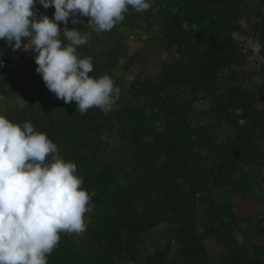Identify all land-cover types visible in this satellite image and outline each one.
Returning <instances> with one entry per match:
<instances>
[{
  "label": "trees",
  "instance_id": "16d2710c",
  "mask_svg": "<svg viewBox=\"0 0 264 264\" xmlns=\"http://www.w3.org/2000/svg\"><path fill=\"white\" fill-rule=\"evenodd\" d=\"M250 1L152 0L149 10L129 8L123 22L99 34L90 17L59 22L62 32L91 33L78 54L92 59L96 78L114 77L130 37L153 38L177 56L156 76L133 80L131 100L108 113L81 114L75 101L58 99L33 57L24 60L27 71L14 62L22 59L0 67V95L23 101L3 115L47 133L61 158L77 164L82 187L95 193L85 240L61 233L49 264H255L252 252L264 257L260 243L229 247L240 226L231 200L264 191V0H255L253 28L242 24ZM54 12L44 8V15ZM249 38L261 44L258 55L247 47ZM7 48L0 39V53ZM250 74L261 83H246ZM247 223L264 238V217ZM163 224L174 230V243L149 249L142 237ZM210 238L223 243L221 261L208 252Z\"/></svg>",
  "mask_w": 264,
  "mask_h": 264
},
{
  "label": "clouds",
  "instance_id": "9594fccd",
  "mask_svg": "<svg viewBox=\"0 0 264 264\" xmlns=\"http://www.w3.org/2000/svg\"><path fill=\"white\" fill-rule=\"evenodd\" d=\"M39 3L45 9L54 6V17L37 15L36 0H0V39L13 51L23 46L25 52H35L22 59L36 54V72L58 99L75 101L81 114L91 108L108 113L121 90L107 74L90 76L92 59L79 56L78 48L88 43L91 33L68 27L61 32L59 22L67 25L71 17L76 24L82 15L90 17L88 24L96 33L109 32L123 22L129 8L145 12L152 0ZM247 47L255 54L262 46L249 38ZM82 183L77 164L61 158L47 133L36 131L30 121L20 124L0 115V264H49L61 233H83L95 193L89 194Z\"/></svg>",
  "mask_w": 264,
  "mask_h": 264
},
{
  "label": "rangeland",
  "instance_id": "374dc122",
  "mask_svg": "<svg viewBox=\"0 0 264 264\" xmlns=\"http://www.w3.org/2000/svg\"><path fill=\"white\" fill-rule=\"evenodd\" d=\"M256 7H257V5H256L255 0H251L246 5L247 12H246V15L242 21V24L244 26L251 27V28L254 27V19H255L254 18V12H255ZM46 13H47V11H46ZM131 40L132 39L130 37L126 41L131 42ZM142 41L139 39L133 40V43H131V47L129 48V51L127 53L130 57H133V56H137V53L141 50V52L139 54V58H136V59H138V62H135L134 64H132L130 66V69L128 72H126L124 69H121V70H118L114 73L115 75H114L113 80L115 81L116 86H118L121 91H120L119 99L117 100L116 104L113 107L120 106L125 101H128V100H126L127 99L126 94H127V90H128L127 84L129 82V80L135 79L136 77H138L140 75L152 74L151 73L152 68H153L152 66H154L157 63H160V58H159L160 52L159 53H157V52L159 50L162 51V49L159 48V46H161V44L158 42H155V40L153 38H147V37L142 38ZM149 43H150V45H149ZM137 47H139V49H137ZM140 47H142V49ZM35 56H36V54L32 56L34 60H35ZM14 62L18 66H20L19 63L21 62L24 65V67L23 66H21V67L24 68L23 70L27 71V68H26L27 65L23 60H17ZM137 73H139V74H137ZM116 78L118 79V81ZM245 81L248 84L254 82L256 85H259L262 80H261V78L253 76L252 74H250V75H248V77L246 78ZM18 99H20L19 96L11 95L9 97V99L7 100V106L9 108L11 107L12 109H14V110H11L10 113L17 112L15 105H17V106H19V105L15 102ZM130 100H131V98H130ZM196 101H197V99L195 98L194 102H196ZM12 103H14V104H12ZM215 193H217V195H218L220 193V191L215 190ZM255 194H256V196H254L253 192L246 194V196L236 195L231 200V202L234 204V209H235L234 213L236 214V217H237V221H238L237 223H239V225L241 227H244L245 224H248L247 222H253L254 218H255V216H254L255 212L256 211L260 212V210L262 209V207L258 208L257 205L264 203V197L262 198V200L257 199V197H262V195L264 194V191H261L258 189L257 191H255ZM218 199H219V201H221L222 204H225V205L228 202V201H226L224 195L219 194ZM263 210H264V205H263ZM85 222H86V219H85ZM168 230H169V228H168ZM169 233H171V231H164L161 228V226L157 227L154 231H150L149 235L147 236L148 242H149V249H153L157 246H165L166 247L169 243L168 240H166V237H168L167 234H169ZM75 237H76L77 241H81L85 238L83 233L76 234ZM175 249H176V245L173 244V252L171 253L172 255H174ZM263 259H264V257H263ZM263 264H264V262H263Z\"/></svg>",
  "mask_w": 264,
  "mask_h": 264
},
{
  "label": "crops",
  "instance_id": "0c3cea01",
  "mask_svg": "<svg viewBox=\"0 0 264 264\" xmlns=\"http://www.w3.org/2000/svg\"><path fill=\"white\" fill-rule=\"evenodd\" d=\"M133 40H136V39H132L131 42L130 41L129 42L128 41L126 42V46H125V48H123L122 55H121V60H120L119 66L116 69V71L121 70V69H124L126 72H128L129 69H130V66L132 64H134L135 62H138V59H136V58H139V54H140L141 50L137 53V56L130 57L127 54L128 51H129V48L131 47V43H133ZM139 40H141V39H139ZM149 45H150V43H149ZM9 48L12 49L11 46H9ZM140 48L142 49V47H140ZM137 49H139V47H137ZM159 52H160V55H159L160 63H157L154 66H152L153 67L152 68V71H151L152 74H150V75L149 74L140 75V76L136 77L135 79H142V78L143 79H146V78H149V77H152V76H156L159 73L160 69L162 68V66L165 63H172L174 61V59L177 57L174 54H168L165 50H162V51L159 50L157 53H159ZM31 56H33V55H31ZM28 58L29 57H27L25 59H22V60L23 61L26 60V59L28 60ZM137 74H139V73H137ZM235 76L236 75H231L229 77H224V79H223V85L227 87L236 78ZM135 79L129 80V82L127 84L128 85V90H127V94H126V96H127V99L126 100H130V98H131L130 95H129V91H130V87H131L132 81L135 80ZM117 81H118V79H117ZM20 99H18L15 102L19 106H21L23 104V101H22V98L21 97H20ZM194 99H193V101H194ZM12 104H14V103H12ZM112 108H114V107H112ZM6 109H7V100H6L5 97H2V95H0V115H3L4 110H6ZM227 139H228V137H224L223 136L222 139L220 140V142H223V141H225ZM263 205H264V203L263 204H260V205H257L258 208L259 207H262V209L260 210V212H258V211L255 212V215L254 216L256 218H260V217H263L264 216ZM200 216L201 217H200V220H199V225L202 227L204 225V222H206V219L204 218V216H202V213H200ZM244 227L239 226L234 231V236H233V238H231L232 240H231V243L229 244V247H230L231 250H234V249H236V250H241V249L242 250L243 249L246 250V249H248L249 246H252L253 244H257V243H260V244L264 245V238L261 239V240H259V237H258L257 233L255 231H253V229H252V227H253L252 225L245 224ZM161 228L164 231H171V233L167 234L168 237H166V240H168V242H169L168 245L171 244V243H174V235H175L174 230L168 224L161 225ZM168 228H169V230H168ZM154 230H151V231H154ZM148 235L149 234L144 235L142 237L143 241H145V243L147 245H149L148 237H147ZM206 244H207V247H208V252L210 254H212L213 256H215V258H217L218 261H221V258H222V255H223V251L225 249L224 246H223V243L221 245L220 240L215 239V238H210L207 241ZM157 247H160V246H157ZM252 254H253V257H252L253 260L252 261L255 264H263V262H264L263 255H261V257H258V254L256 252L255 253L252 252Z\"/></svg>",
  "mask_w": 264,
  "mask_h": 264
},
{
  "label": "built area",
  "instance_id": "2783aa9c",
  "mask_svg": "<svg viewBox=\"0 0 264 264\" xmlns=\"http://www.w3.org/2000/svg\"><path fill=\"white\" fill-rule=\"evenodd\" d=\"M33 10L37 15H44L43 14L44 7L42 4L39 3V0H36V4ZM61 32H62V29H61ZM25 41L27 42V38H25ZM32 53L34 54L35 52L34 51L25 52L23 49V46L16 51H13L11 48H7L6 50L0 53V65H2L1 68L5 67L8 64L9 60L22 59L28 56V54H32ZM256 54L258 55L259 53H256Z\"/></svg>",
  "mask_w": 264,
  "mask_h": 264
},
{
  "label": "water",
  "instance_id": "95a60500",
  "mask_svg": "<svg viewBox=\"0 0 264 264\" xmlns=\"http://www.w3.org/2000/svg\"><path fill=\"white\" fill-rule=\"evenodd\" d=\"M159 48H161L162 50H164V48L162 46H160Z\"/></svg>",
  "mask_w": 264,
  "mask_h": 264
}]
</instances>
